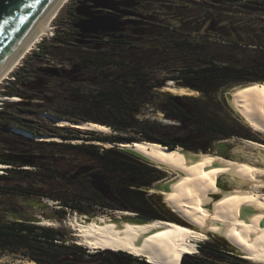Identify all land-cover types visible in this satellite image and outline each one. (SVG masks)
<instances>
[{"label": "trees", "instance_id": "1", "mask_svg": "<svg viewBox=\"0 0 264 264\" xmlns=\"http://www.w3.org/2000/svg\"><path fill=\"white\" fill-rule=\"evenodd\" d=\"M134 1V10H126L130 17L134 18L123 20V25L118 31L102 35L99 43L91 49H73L63 54L65 56L72 54L73 58L78 59L84 66L83 70L90 75L94 90H91L90 96L82 98H85L92 108L94 107L93 114L89 115L83 110L79 116L54 115V117L70 122L107 126L117 135L93 138L106 142L111 139L132 142L130 139L122 140L121 135L136 125L141 126L142 132H139L141 137L134 141L157 143L168 149L184 147L183 141L186 139L194 146L184 148L192 150L205 148L206 146H201L200 143L202 130L203 132L210 130L219 137L232 136L233 134H228L218 128L215 122L208 120L197 105H193L196 98L163 97L164 116L186 123L188 138L179 139L164 134L155 137L151 135V131H156L154 126L134 125L131 119L139 114L143 104L148 103L144 96L157 87L147 81L149 73L155 70L170 75L168 80L185 83L187 87L201 93L205 98L213 91L228 85L243 82L264 83V0H157L158 3L168 2V5L160 4L155 9L161 10L164 19L148 13L150 9L145 5H142V11L138 12L139 4ZM254 15L255 18H250ZM202 30L204 33L200 34ZM59 43L66 44V40L64 38L58 40L56 37L49 44V48L39 46L38 52L43 55L36 52L32 55L38 59L56 57L55 45ZM25 69L26 66L23 65L13 74L12 82L7 84H22L19 76ZM48 69L60 70L53 67ZM3 93L4 97H13V94L23 95L17 90H6ZM183 100H187L188 103H184ZM2 105L4 108L0 109V135L8 137L3 140L0 136L2 139L0 143L3 142L0 144L2 148L0 164L7 166L0 170L2 172L0 196L10 194L40 196L29 189L8 185L12 178L22 181L30 179L29 176L33 172L27 167L35 168L33 160L36 156L31 153L33 151L49 150L54 147L80 150L96 168L114 175L126 174L136 177L139 175L137 171H143L141 168L146 166L133 158L111 154L110 149H100L99 153L97 146L94 145L36 141L35 138L38 136H61L55 130L69 132L70 136H61L65 139L73 137L68 139L78 140L76 137L79 135L78 130L55 127L52 123V129L46 127L35 129L28 125V121L18 122L15 116L21 110L20 107L25 105L31 108L35 106L33 103L17 102ZM12 128L26 132L30 137L10 134ZM92 133L94 132L91 131L90 134ZM114 142L112 140V143ZM153 177L145 181L149 184ZM84 189L93 197V193L85 187ZM49 198L58 201L57 197ZM61 207L63 210L58 211L60 214H64L65 210L76 211L72 204H64ZM201 248L202 246L199 247ZM76 251L79 250L74 246L64 244L61 232L53 228L8 220L0 221V256H17L35 264H56L61 257H77L74 254ZM116 259L120 264H129L135 260L129 256H116ZM63 264L77 263L67 261ZM95 264L115 263L111 258L105 257ZM180 264L211 263L209 258L190 256L183 258Z\"/></svg>", "mask_w": 264, "mask_h": 264}, {"label": "bare ground", "instance_id": "2", "mask_svg": "<svg viewBox=\"0 0 264 264\" xmlns=\"http://www.w3.org/2000/svg\"><path fill=\"white\" fill-rule=\"evenodd\" d=\"M57 11L2 73L0 83L33 45L48 35L49 22ZM173 84L174 81H168L164 92L171 95L192 92L181 87L175 88ZM225 98L252 131L264 135V83L233 87L226 92ZM1 100L14 102L19 99L2 97ZM40 115L52 119L48 114ZM55 125L109 134L107 126L97 123L73 124L56 120ZM11 131L25 138L30 136L15 128ZM256 135L249 132L240 136L242 141H237L239 146L243 144L242 147L251 151V158L259 160L255 166L234 161L235 158L245 160L238 156L239 152H233L231 158L234 160L228 159V144L224 140L215 143L219 144V149L204 148L201 149L204 151L199 152L185 151L179 146L168 149L157 143L143 141L106 143L107 147L118 146L131 150L164 170L168 177L158 180L155 185H169V189L156 191L154 185L149 188V193L159 194L173 216L146 222L139 221L140 218L134 212L114 211L112 214L119 219L117 221H113L107 213L91 216L74 214L68 216L64 224L74 232L80 246L95 252H124L144 259L149 264H179L183 256L197 255L198 244L207 239L219 240L225 249L249 262L264 264V145L257 143ZM35 140L59 141L58 138L41 137ZM5 167L0 164V170ZM224 178L229 179L231 186L223 183ZM43 202L52 204L46 199ZM124 217L132 220L124 221ZM39 219L40 226L57 225L55 221ZM23 264L35 263L24 261Z\"/></svg>", "mask_w": 264, "mask_h": 264}, {"label": "rangeland", "instance_id": "3", "mask_svg": "<svg viewBox=\"0 0 264 264\" xmlns=\"http://www.w3.org/2000/svg\"><path fill=\"white\" fill-rule=\"evenodd\" d=\"M139 4L138 12L142 11L141 6L145 5L149 8L148 13L154 14L158 18H165V16L161 15V10H155L157 7L162 5H168V2L158 3L157 0H136ZM243 1V0H242ZM133 2L134 0H126L125 5L122 7L125 10H131L134 8ZM75 7V0H66L63 5L58 9L57 14L53 18L52 21L49 22V30L48 35L41 37L39 41H37L32 49L25 54V56L19 61V63L15 66L13 71L7 76V78L3 79L0 83V109L4 108L2 103H33V107H26L25 105L20 107L21 110L17 112V116H15L18 122L22 123L24 121H28V125L32 126L35 129H43L51 128V123L44 119L40 114H48V115H75L79 116L83 110L89 115L93 114L94 107H91V104L87 102L83 96H90L91 90L93 91L92 83L90 82V75L86 73L83 68L84 66L81 64L78 59L73 58L71 55H63L66 51H70L73 49H69L68 44H57L56 48V57H45L39 58L37 56L32 55L33 52L39 53L43 55V53L38 52V48L40 45H44L46 48H49V44L51 41L58 37V40L64 38V40H72L74 37V29L70 26V15L68 14ZM153 8V9H151ZM134 10V9H133ZM125 16H120L116 19L122 21L131 15L128 13H124ZM255 18L256 16H252L250 18ZM134 18V17H130ZM175 23L174 21H171ZM204 33L203 30L200 34ZM59 35V36H58ZM55 49V48H54ZM82 49V48H81ZM80 49V50H81ZM26 66L25 71H22V74L19 76V79L22 84L12 85L7 84L12 82V76L15 72L21 69L22 66ZM49 67L60 68L59 71L55 69H48ZM55 71L58 74L54 73ZM71 72V73H70ZM167 73L163 71H152L149 73L148 82L153 84L154 87L146 94L144 97L148 101L147 104H143L141 106L139 114L135 115L133 119H131V123L136 124H144L148 126H154L156 131H151V135L158 136L159 134H164L167 136H175L179 139L188 138L189 134H187V126L186 123L178 122L177 120L167 119L164 116L165 102L162 96V92H164L163 88L170 77ZM164 80L165 83L162 84L161 87H158V84ZM250 82H243L238 84L228 85L227 87H223L213 91L209 97H204L201 93L194 91L187 92L183 95L176 94L175 96L187 97V98H196V102L193 101V105H197L198 109H201L211 122H215V125L218 128L226 131L228 134H233L230 137H222L218 134H213L210 130H202L201 132V146H206V148L215 149V143L219 141H226L228 147L226 148V153L228 154V159L234 160L232 157L233 152H239L238 156L245 159L241 160L235 158L236 162H245L249 163L253 166L258 162L257 159L251 158V151L242 147L243 144L238 145L237 141H242L240 136H243L247 133L257 134L258 141L264 145V135L259 132L252 131L247 123L235 113V110L230 106L225 98V94L228 90L233 87L246 85ZM175 88L181 87L177 86L176 83L173 84ZM185 88L186 87H181ZM10 90L22 93L23 95L19 96L13 94V97L18 98L17 101H2L1 98L4 97V91ZM31 96V97H29ZM7 97V96H6ZM29 97V98H26ZM184 103H188L187 100H183ZM195 103V104H194ZM190 108H192L190 106ZM32 121L34 123H31ZM16 122V121H15ZM55 127L56 126L54 124ZM141 126H135L133 129H128L121 135L122 140L130 139L136 140L140 138L139 132H142L140 129ZM64 128H71L70 126H64ZM173 128V129H172ZM13 129V128H12ZM11 129V130H12ZM75 129V128H73ZM201 129V128H200ZM10 130V134H15ZM78 130V129H75ZM57 134H61V136L69 135L66 130H55ZM94 132V131H93ZM91 130H78V140L68 139L73 137H67L65 139L61 136H38L41 138H58L59 141H53L55 143L60 144H69V145H94L97 146L98 152L100 153V149H110L111 147H107L106 143L111 144H119L125 143L127 141H118L116 139H111L110 141H99L93 139L94 136H100L102 138L112 137L117 135V133L113 132L111 128H109V134H101L94 132L92 134ZM3 137L2 135H0ZM70 136V135H69ZM119 136V135H118ZM8 135L3 137L7 138ZM30 137V136H29ZM193 139V138H191ZM2 140V139H0ZM112 140L115 141L112 143ZM46 141L47 140H39ZM3 144V142H1ZM0 143V144H1ZM2 149V148H0ZM204 149V148H203ZM234 149L236 151H234ZM1 151V150H0ZM204 151L201 149L196 150V152ZM36 156V159L33 160L35 164V169L32 167H27L31 169L33 172L30 175V179L27 181L17 180L12 178L8 181L9 186H19L24 189H29L30 191H34L36 194H40V196H20V195H7L0 196V221H4L9 219L10 215L13 213L23 214L25 217H34V218H43L47 220H52L57 223V225L49 228H53L58 230L62 234V240L64 244L74 246L84 257H88L92 255H98L99 258L106 257V254L102 252H95L88 248L78 245V238L74 236V232H72L64 221L68 216L74 214H106V212L96 209H89L88 213H75L74 211L65 210L64 214H58V211H62V205L58 203L55 199H50L49 197H68L75 196L80 191L79 183H84L83 180H87L89 172H93L91 160L86 157V155L80 150H73L63 147H54L49 150H41V151H33L31 152ZM46 157L52 164L43 163L47 161V159H43L40 157ZM225 159V158H224ZM227 159V160H228ZM251 159V160H248ZM137 160V159H136ZM32 162V160H31ZM144 162V161H142ZM145 167H139L143 171L139 170L138 176H140L143 180H147L148 178L154 176L152 178L151 183L147 186L149 188H153V186L161 181L162 179L168 177V175L164 172V170L157 168L151 162H144ZM38 167V168H37ZM147 174H146V173ZM149 172V173H148ZM2 172H0L1 174ZM12 177V176H11ZM87 177V178H85ZM99 175H93L91 178V185L93 189L98 190V187L103 188L104 183L103 179H100ZM82 180V182H81ZM159 180V181H158ZM224 184L230 185L229 179L224 178ZM231 186V185H230ZM233 187V186H232ZM48 196V197H47ZM50 200L51 205L46 202L47 206H40L38 204V200ZM114 211H122L119 209H112L111 212ZM133 212L131 210H126ZM109 212V211H108ZM107 212V213H108ZM135 213V212H134ZM202 246L201 249H198V254L195 255L199 258H209L211 264H254L242 258L233 252L228 251L223 248L221 242L215 239H207L198 244ZM120 253V252H119ZM130 258L135 260L131 261L129 264H142L141 259L137 257H133L129 254H125ZM82 257V258H84ZM189 257V256H187ZM24 261L17 256L11 255H2L0 256V264H23ZM147 263V262H144ZM95 264V263H94ZM148 264V263H147Z\"/></svg>", "mask_w": 264, "mask_h": 264}, {"label": "water", "instance_id": "4", "mask_svg": "<svg viewBox=\"0 0 264 264\" xmlns=\"http://www.w3.org/2000/svg\"><path fill=\"white\" fill-rule=\"evenodd\" d=\"M63 0H0V76L2 73L8 68V66L14 62V60L20 55L22 50L29 44V42L35 37V35L42 28L44 23L50 18V16L57 11L61 7V2ZM86 2H90L92 7L100 8V9H112L114 10L115 6L118 5V1L115 0H79V4H84ZM75 13H78V10L75 9ZM87 27H94L92 32H96L99 30L105 32H116L119 27L123 25L122 21H119L115 17H105L96 20H89L86 22ZM165 81L163 80L159 86L161 87ZM177 86L186 87L191 90L189 87L185 85V83L181 81H174ZM163 97L172 98L175 95H171L169 92H162ZM52 116V115H50ZM48 120L50 123L55 124L56 120H65L59 119L52 116L50 118H44ZM68 121V120H65ZM70 122V121H68ZM73 124H80V122H70ZM71 128H75L70 126ZM80 130L79 128H75ZM90 131V130H89ZM144 142V141H143ZM149 143V142H148ZM219 144H215V148L219 149ZM182 150L185 151H193L196 150L187 149L181 147ZM114 155H122L127 156L133 159H137L136 161L145 164L148 160L143 157L135 154L131 150L121 149L118 146H114L110 148L109 151ZM144 161V162H142ZM150 162V161H148ZM154 189L156 191H167L169 189V185H155ZM144 191L149 192V188H144ZM148 201L164 216H173V214L164 206L161 201V196L157 193H148L147 195ZM43 199H39L37 202L40 206H47ZM131 208L137 209V206L133 202H128ZM139 211V209H137ZM126 211V210H123ZM78 213V211H74ZM130 212V211H129ZM113 212H108L109 216L113 221H117V219L113 214ZM112 214V215H111ZM88 216L94 214H86ZM8 221L12 222H22L28 224L39 225L40 219L34 217H25L23 214L10 215ZM124 221H131L132 218H123ZM139 221H151L149 219L140 218ZM40 226V225H39ZM221 245L224 248V244L221 242ZM102 253H107L115 264H120L116 255L118 253L111 251H104ZM187 256H183L185 258ZM182 258V259H183ZM181 259V260H182ZM180 260V263H181ZM72 261L77 264L89 263L91 260L78 258L74 256H65L58 259L56 264H63L64 262Z\"/></svg>", "mask_w": 264, "mask_h": 264}, {"label": "flooded vegetation", "instance_id": "5", "mask_svg": "<svg viewBox=\"0 0 264 264\" xmlns=\"http://www.w3.org/2000/svg\"><path fill=\"white\" fill-rule=\"evenodd\" d=\"M118 1V5L115 6L114 10L112 9H100L92 7L90 2H86L84 4H79V0H75V7L68 12L70 15V26L74 29V37L72 40H66V44H68L69 49H91L93 48L99 41L102 39V35H109L114 32H105L102 30L92 32L94 27H87L86 22L89 20H96L105 17H115L118 18L120 16H125L124 13H127L125 9L122 7L125 5L126 0H115ZM75 9L78 10V13H75ZM129 14V13H128ZM130 15V14H129ZM130 18V17H128ZM125 20V19H124ZM121 28V26L119 27ZM184 147H193L194 144H191L187 139L183 141ZM44 157V156H43ZM44 157L43 159H45ZM47 159V158H46ZM89 159V158H88ZM43 163L52 164L48 159ZM92 163L93 172H89L87 180H83L84 183H79L80 191L75 194V196H68L65 198L57 197L58 203L60 205L64 204H72L76 208L74 210L80 213H88L89 209L99 208L104 212H111L112 209L119 210H131L136 213L137 217L143 219H165L164 215H162L147 199V195L149 192L144 191V188L148 187V182L143 180L140 176H129L126 174L118 175L106 173V171L100 170L95 167L94 163ZM38 168V167H37ZM35 169V168H34ZM99 175L103 179L104 186L103 188L98 187V190L93 189L91 185V178L93 175ZM89 190V192L93 193V197L89 196L88 193L85 192V189ZM149 188V187H148ZM15 195V194H10ZM7 196V195H4ZM23 196V195H20ZM128 202H133L136 204L137 209H133L130 207ZM60 214V212H57ZM77 257L82 255L79 251L74 253ZM106 257L111 258L107 253ZM126 253L120 252L116 256L126 257ZM98 255H90L88 257H84V259L91 260L89 263L82 264H94L99 262L102 258L98 259ZM128 258V257H127ZM112 259V258H111ZM146 262L144 259H141V263Z\"/></svg>", "mask_w": 264, "mask_h": 264}, {"label": "clouds", "instance_id": "6", "mask_svg": "<svg viewBox=\"0 0 264 264\" xmlns=\"http://www.w3.org/2000/svg\"><path fill=\"white\" fill-rule=\"evenodd\" d=\"M149 264V263H148Z\"/></svg>", "mask_w": 264, "mask_h": 264}]
</instances>
